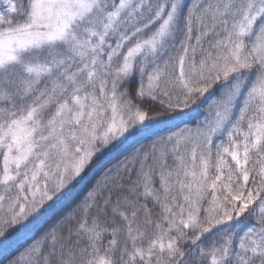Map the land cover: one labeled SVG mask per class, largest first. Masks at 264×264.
I'll list each match as a JSON object with an SVG mask.
<instances>
[{"label": "snow or ice", "instance_id": "snow-or-ice-1", "mask_svg": "<svg viewBox=\"0 0 264 264\" xmlns=\"http://www.w3.org/2000/svg\"><path fill=\"white\" fill-rule=\"evenodd\" d=\"M13 233L6 264H264V0H0Z\"/></svg>", "mask_w": 264, "mask_h": 264}, {"label": "trees", "instance_id": "trees-1", "mask_svg": "<svg viewBox=\"0 0 264 264\" xmlns=\"http://www.w3.org/2000/svg\"><path fill=\"white\" fill-rule=\"evenodd\" d=\"M141 143H144L145 141L141 140ZM139 146V145H136ZM131 149H129L130 151ZM113 157L119 158V152L114 153L112 156H109L107 159L103 160L101 162V168L97 170V174H99V171L102 170L103 166L110 167L111 164H114L116 162V159ZM86 191V186L81 185L79 186L76 191L72 194V196L68 197L58 205H56L55 209L52 212H49L43 220L40 222V224L37 225V229H34L33 231L36 232V235L38 236L41 231H43L45 228H47L50 224H52L57 218L60 216H63L66 212L70 211L76 203L79 202V200L84 195V192ZM30 232L28 235H31ZM27 237L23 234L17 236L15 233H13L7 241L3 245H0V264H6V257H8L9 253L12 255H15L16 252L20 249V247L24 244Z\"/></svg>", "mask_w": 264, "mask_h": 264}]
</instances>
